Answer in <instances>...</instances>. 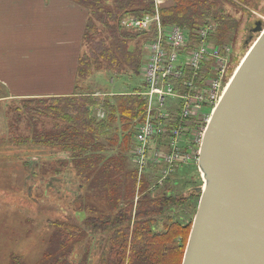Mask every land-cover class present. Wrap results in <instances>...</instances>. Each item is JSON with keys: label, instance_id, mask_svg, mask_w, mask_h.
<instances>
[{"label": "trees", "instance_id": "16d2710c", "mask_svg": "<svg viewBox=\"0 0 264 264\" xmlns=\"http://www.w3.org/2000/svg\"><path fill=\"white\" fill-rule=\"evenodd\" d=\"M73 1L89 11L79 79L98 71L139 78L144 46L155 37V30L129 29L121 20L154 14L153 0ZM253 1L170 0L159 8V17L163 25H177L190 34L214 22L216 33L211 40L230 43L239 22L226 6L241 11L239 3L248 6ZM140 89L102 96L81 92L31 98L20 101L13 110L16 114H12L9 128L14 130L20 119L25 120L26 134L9 140L38 156L43 162L38 175L48 185L71 174L78 183L77 195L72 197L75 208L68 204L84 217L81 221L68 216L50 220L47 245L37 261L26 263L13 256L10 264H182L193 216L184 222L167 212L185 206L190 199L197 204L203 181L197 169L198 177L186 195L174 190L171 177L162 187L150 190L156 180L153 169L138 179L128 154L134 126L145 118L146 100L137 94ZM99 109L102 118L97 116ZM163 218L162 230H156ZM94 236L98 242L91 256L96 258H90L85 244Z\"/></svg>", "mask_w": 264, "mask_h": 264}, {"label": "water", "instance_id": "95a60500", "mask_svg": "<svg viewBox=\"0 0 264 264\" xmlns=\"http://www.w3.org/2000/svg\"><path fill=\"white\" fill-rule=\"evenodd\" d=\"M206 124L182 264H264V27Z\"/></svg>", "mask_w": 264, "mask_h": 264}, {"label": "built area", "instance_id": "2783aa9c", "mask_svg": "<svg viewBox=\"0 0 264 264\" xmlns=\"http://www.w3.org/2000/svg\"><path fill=\"white\" fill-rule=\"evenodd\" d=\"M167 1L153 0L154 14L121 20L126 28L156 34L144 46L137 94L146 100L145 118L134 126L130 154L139 177L149 165L157 168L160 186L180 167L197 163L206 124L235 72L229 49L210 41L213 24L190 34L161 23L159 8Z\"/></svg>", "mask_w": 264, "mask_h": 264}, {"label": "rangeland", "instance_id": "374dc122", "mask_svg": "<svg viewBox=\"0 0 264 264\" xmlns=\"http://www.w3.org/2000/svg\"><path fill=\"white\" fill-rule=\"evenodd\" d=\"M239 5L242 10L243 8L245 10L238 11L236 8L226 6V11L233 14L239 22V29L230 43L217 44L213 42L211 38H214L216 33V23L209 22L214 27L210 41L221 47L226 46L229 49L228 52H231L229 59L230 63L233 62L231 72L236 70L240 61L259 36L258 32H253L255 24L260 22L261 26L264 27V0H254L248 6L242 3ZM93 75H99V77L101 75V90L107 92H130L141 85L139 78L125 74L116 75L106 72L99 74L96 72ZM111 78L113 82H111ZM120 84L128 88L125 89ZM19 105H21L20 101L11 104L6 120L4 118L3 122H0V145L3 146V148L0 147V264H10L13 256L26 263L36 262L46 248L47 238L51 230L50 220L68 216L76 217L81 221L84 217L82 212L75 209L72 211L69 207L70 204L72 208H75L72 197L77 195L76 187L78 185L71 174L65 173L59 181L53 182V186L48 185V180L41 179L38 175L43 164L38 156L36 154L30 155L29 152L26 153L25 145H15L9 140L14 135L26 134L25 123L27 121L22 119H20V124L17 125L16 129H6V125L11 123L12 114L13 117L16 114L13 110ZM98 112L100 110L96 111V113ZM128 155L130 164L134 167V164L131 163L130 151ZM24 162L27 163V166L24 165ZM148 169H153L156 178L149 189L153 191L155 187H162L164 184L162 186L156 185L159 177L157 168L149 165ZM197 169V163L194 162L180 167L171 177L174 190L183 191L188 195L190 187L195 184L193 182L194 177H198ZM140 177L138 176L139 180ZM196 207L195 201L190 199L185 206L177 207L173 211L169 210L167 214H174L175 219L180 217L182 221L186 222L194 216L193 212ZM164 223H166V218L160 219L156 230H162ZM97 242L98 239L94 236L89 244H85L90 248V258H96L91 255ZM78 251L75 253L76 257Z\"/></svg>", "mask_w": 264, "mask_h": 264}, {"label": "crops", "instance_id": "0c3cea01", "mask_svg": "<svg viewBox=\"0 0 264 264\" xmlns=\"http://www.w3.org/2000/svg\"><path fill=\"white\" fill-rule=\"evenodd\" d=\"M88 17V9L73 0H0V122L15 101L128 93L101 90V75L79 79Z\"/></svg>", "mask_w": 264, "mask_h": 264}]
</instances>
